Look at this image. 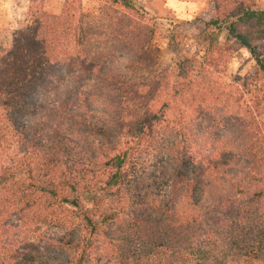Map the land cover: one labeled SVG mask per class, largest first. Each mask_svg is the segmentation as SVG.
Masks as SVG:
<instances>
[{"label":"trees","instance_id":"obj_1","mask_svg":"<svg viewBox=\"0 0 264 264\" xmlns=\"http://www.w3.org/2000/svg\"><path fill=\"white\" fill-rule=\"evenodd\" d=\"M212 1L204 32L218 56L204 45L199 63H163L152 82L130 77L153 40L140 0H104L107 11L90 17L67 0L59 16L34 15L0 47V148L19 149L14 163L0 166V219L11 213L34 223L46 205L72 208L70 218H53L64 237L45 250L4 245L0 264H89L107 242L115 264H264V9ZM159 20L153 24L179 23ZM216 31L226 32L223 46ZM229 41L256 62L243 83L222 81ZM101 51L107 56L94 60ZM71 72L94 82L85 102L58 107L78 138L33 118L51 109L41 86L62 89ZM99 85L116 99L131 95V111L122 116L114 101L110 111ZM93 135L98 145L82 165L81 139ZM115 223L116 239L108 232Z\"/></svg>","mask_w":264,"mask_h":264},{"label":"rangeland","instance_id":"obj_2","mask_svg":"<svg viewBox=\"0 0 264 264\" xmlns=\"http://www.w3.org/2000/svg\"><path fill=\"white\" fill-rule=\"evenodd\" d=\"M67 0H0V47L9 48L12 42L13 33L24 30L34 19V15L46 14L59 16L63 11V5ZM256 9H264V0H251ZM73 3L76 12H81L87 17H90L88 13L96 12L100 8H104L107 11L109 5L104 0H70ZM143 8L147 11V20L150 23V35L153 40L149 44V48L143 53V59L134 61L131 70V78H145L148 82L159 79V72L161 64L165 63V66L175 64V61L180 57H188L195 59L198 63L202 60L203 47L207 45L210 47L208 51L209 55L218 56L215 51L214 38L212 34L204 32L205 25L215 15V5L212 0H140ZM107 5V6H106ZM80 6V9H78ZM99 8V9H98ZM159 18L169 20L172 22L178 21L179 23L171 26H162L153 24V21L159 20ZM160 21V20H159ZM154 25V26H152ZM218 34V32H215ZM175 38V39H174ZM202 39V40H201ZM143 40V39H142ZM218 44L223 46L227 42L226 32L222 31L218 34ZM113 46L112 50L116 48V42H111ZM115 44V45H114ZM165 44V45H163ZM229 44H233L229 41ZM163 45V46H162ZM171 46L172 48H169ZM118 47V46H117ZM166 47V48H164ZM208 47V48H209ZM168 48V49H167ZM232 56L228 61L227 57H223L220 60L223 74H221L222 81L227 83H243L242 78H248L253 76L255 71L256 62L252 56L250 50L239 45L232 46ZM111 51V50H110ZM260 55L264 59V46H261ZM94 60L101 59L107 56L104 51L94 55ZM179 58V59H180ZM118 60V56L116 58ZM74 66V64L70 65ZM73 71V70H70ZM89 74V73H88ZM88 74L84 72L81 74H75L71 72L66 75V79L63 84L64 88H52L48 85L41 86L39 93L42 95L46 103L51 109L45 112L34 115V119H38L43 125L60 128V130L66 134L75 135L78 138L76 130L78 127L71 125V122L63 116L58 115L59 106L65 104L71 106L81 101L85 102L87 94L89 93V87L94 83L88 82ZM92 80V79H91ZM241 81V82H240ZM249 88L250 91L255 89L254 84ZM90 84V85H89ZM89 85V86H88ZM105 85H99L97 92L106 94L102 98V103L108 106V109L112 111L116 106L122 116H125L127 110L131 111L133 102L131 95L122 97H114L112 92L108 93L105 90ZM258 87V85H257ZM74 94H78L75 96ZM74 95V97H73ZM112 95V96H111ZM111 96L113 98H109ZM131 99V100H130ZM255 100V99H254ZM115 102V107L111 103ZM158 104H154V110L158 109ZM128 111V112H129ZM169 119L173 117L172 111L167 115ZM82 147L80 157L77 160L82 165H89L91 155V148L96 147L99 142V138L95 135L85 137L81 139ZM18 148H9V146H1L0 148V166H8L11 162H15L18 154ZM47 206V205H46ZM41 207L38 210L40 214V220L28 222L26 220H20L19 217L6 214L7 220L0 219V247L4 245H23L29 242L33 243L38 248L45 250L47 247L53 245V241L61 239L65 236L66 232L63 228L57 227L56 219L64 220L72 216L71 207L59 206L52 203V207ZM49 214V215H48ZM46 218V220H41ZM56 218V219H53ZM124 221V219H122ZM122 229V225L115 223L114 229L108 232L109 237L119 238L122 234L119 230ZM115 251L113 245L106 243L103 250L102 257L96 258L89 264H115ZM110 261V263H107ZM208 264H218L217 262H209Z\"/></svg>","mask_w":264,"mask_h":264}]
</instances>
